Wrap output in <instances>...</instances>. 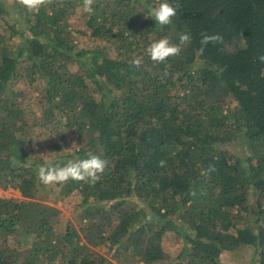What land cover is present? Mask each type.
<instances>
[{"label": "trees", "instance_id": "trees-1", "mask_svg": "<svg viewBox=\"0 0 264 264\" xmlns=\"http://www.w3.org/2000/svg\"><path fill=\"white\" fill-rule=\"evenodd\" d=\"M162 2L0 0V187L21 193L0 195V264H236L221 253L247 246L264 264V0H168L159 25ZM181 32L179 55L148 56ZM205 32L223 42L201 55ZM89 153L108 161L95 184L39 181Z\"/></svg>", "mask_w": 264, "mask_h": 264}, {"label": "clouds", "instance_id": "clouds-1", "mask_svg": "<svg viewBox=\"0 0 264 264\" xmlns=\"http://www.w3.org/2000/svg\"><path fill=\"white\" fill-rule=\"evenodd\" d=\"M19 3L26 7L29 11L38 12L39 8L45 3V0H19ZM94 0H83V9L85 12L91 13L93 11ZM180 5H173L164 0L158 6L150 9V17L155 19L159 25H168L172 22V18L177 15V10ZM192 37L190 33L181 32L179 36V43H170L167 37L161 38L158 41L151 43L146 52L150 58L155 62H164L167 58L171 56L179 55L182 46L190 44ZM223 37L219 34L209 35L208 33H203L200 40L201 47L198 50L202 55L205 46L209 43H222ZM260 60L264 62V55L260 57ZM143 57L136 56L130 62L134 67L139 68L142 64ZM165 76L168 75L167 72L164 73ZM163 79V77H162ZM74 142L69 148L75 147ZM163 164V162H161ZM108 165L107 159L100 155L89 153L86 158L83 159H72L68 160L63 166H46L42 165L38 169L39 181L44 185H52L54 183H64L69 180L74 181H84L95 184L99 179L100 175L104 173ZM214 170V168L210 169ZM150 219V217H149Z\"/></svg>", "mask_w": 264, "mask_h": 264}, {"label": "rangeland", "instance_id": "rangeland-1", "mask_svg": "<svg viewBox=\"0 0 264 264\" xmlns=\"http://www.w3.org/2000/svg\"><path fill=\"white\" fill-rule=\"evenodd\" d=\"M5 1H7L8 4L14 3V0H5ZM82 17L83 16L80 13L75 14L72 17L73 22L71 23V26L73 28L72 29L73 33L71 34V37H72L73 41L76 44H80V46L83 44H87V43L89 44V40H90L89 36L86 34L90 31V28L88 27V25L86 23H84V22H82V20H80V18H82ZM19 24L23 28V23L20 22ZM79 30H84L86 33L80 32ZM25 83L26 82L24 80L21 81V84L23 85L22 87H26ZM9 119L11 120V118H9ZM8 124L13 125L12 122L8 123ZM75 137H76V135H74V134H71L69 136V138L71 140H74ZM230 146H231L233 151L235 150L236 152H238V148H237L236 144H231ZM0 195L7 196V197H13V196H21V193L17 188L0 187ZM58 204L61 207H63L61 205V202H59ZM67 213H69V212H67ZM163 244H164V248H165L167 254L169 255V257H167V258L172 259L170 262L176 261V259H174V258L177 255V252L182 247V241L179 238L175 239L174 234H172V232H171V233L165 234ZM253 251H254L253 247H250V246H247L246 248H242V249L224 250L221 253V258L223 260L230 261V262H233L236 264H253L252 263ZM132 264H137V263H132Z\"/></svg>", "mask_w": 264, "mask_h": 264}]
</instances>
